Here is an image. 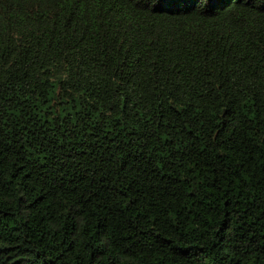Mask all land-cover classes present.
Returning a JSON list of instances; mask_svg holds the SVG:
<instances>
[{
    "label": "trees",
    "instance_id": "trees-1",
    "mask_svg": "<svg viewBox=\"0 0 264 264\" xmlns=\"http://www.w3.org/2000/svg\"><path fill=\"white\" fill-rule=\"evenodd\" d=\"M0 264H264V0H0Z\"/></svg>",
    "mask_w": 264,
    "mask_h": 264
}]
</instances>
